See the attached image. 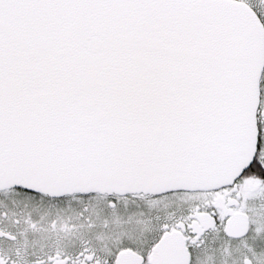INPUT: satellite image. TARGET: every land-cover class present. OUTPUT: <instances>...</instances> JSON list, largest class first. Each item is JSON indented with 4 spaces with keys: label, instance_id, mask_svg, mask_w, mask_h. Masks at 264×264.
<instances>
[{
    "label": "snow or ice",
    "instance_id": "obj_1",
    "mask_svg": "<svg viewBox=\"0 0 264 264\" xmlns=\"http://www.w3.org/2000/svg\"><path fill=\"white\" fill-rule=\"evenodd\" d=\"M0 264H264V0H0Z\"/></svg>",
    "mask_w": 264,
    "mask_h": 264
}]
</instances>
